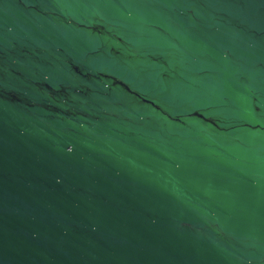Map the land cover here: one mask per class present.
I'll return each instance as SVG.
<instances>
[{
	"label": "water",
	"instance_id": "water-1",
	"mask_svg": "<svg viewBox=\"0 0 264 264\" xmlns=\"http://www.w3.org/2000/svg\"><path fill=\"white\" fill-rule=\"evenodd\" d=\"M0 264H264V0H0Z\"/></svg>",
	"mask_w": 264,
	"mask_h": 264
}]
</instances>
